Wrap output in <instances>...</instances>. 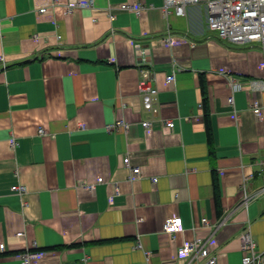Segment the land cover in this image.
Here are the masks:
<instances>
[{
  "label": "crops",
  "instance_id": "obj_1",
  "mask_svg": "<svg viewBox=\"0 0 264 264\" xmlns=\"http://www.w3.org/2000/svg\"><path fill=\"white\" fill-rule=\"evenodd\" d=\"M66 3L0 0V264L34 249L33 264H186L177 249L195 235L218 264H241L245 229L264 262V49L218 39L205 0L184 16H164L163 0ZM115 119L128 129L106 131ZM177 216L182 230L164 232Z\"/></svg>",
  "mask_w": 264,
  "mask_h": 264
},
{
  "label": "built area",
  "instance_id": "obj_2",
  "mask_svg": "<svg viewBox=\"0 0 264 264\" xmlns=\"http://www.w3.org/2000/svg\"><path fill=\"white\" fill-rule=\"evenodd\" d=\"M201 0H163L161 11L164 16L175 14L176 16H184L186 7L199 3ZM94 0H67L66 11L70 12L76 7H93ZM207 12L208 30L215 34L221 41L232 44H253L264 49V0H205ZM144 7L141 5H133L125 3L117 9L122 11H130L136 14L140 13ZM116 9V8H115ZM115 9L109 7V18L115 16ZM47 7H41L40 12L47 11ZM150 73L148 70H141V78L139 80V90L142 97V104L146 110L156 111L155 103L157 100L158 89L151 84ZM175 80L174 72L166 76V81L172 83ZM233 90L240 88L238 83L232 85ZM229 104L233 103V96L227 99ZM253 111L259 114L260 107L257 102L253 103ZM149 121H143L142 126L149 128ZM169 128H173V121L165 123ZM128 123L124 119H115L113 122L105 125L108 132H118L127 130ZM38 132L45 134L43 128H39ZM11 147L17 145L16 139L12 138ZM123 163L130 168L131 177H136L138 169L131 166L129 157H124ZM155 182L156 179L154 178ZM91 187H93L91 185ZM12 191L23 194L26 191L25 185L16 183L11 187ZM203 224L207 225L208 220L202 219ZM183 228L182 218L169 217L163 225L164 232L175 235ZM19 238L24 237V232L16 233ZM241 244L242 258L241 264H264L262 254L257 250L256 242L252 237L249 229H245L238 235ZM4 243H0V250H4ZM137 248L141 247L140 242L136 244ZM42 251L27 250L20 255V264H33V260L39 257ZM148 254V253H147ZM177 256L186 259V264H218L217 256L211 254L209 248V239L200 235H195L192 239L184 241L177 249Z\"/></svg>",
  "mask_w": 264,
  "mask_h": 264
},
{
  "label": "trees",
  "instance_id": "obj_3",
  "mask_svg": "<svg viewBox=\"0 0 264 264\" xmlns=\"http://www.w3.org/2000/svg\"><path fill=\"white\" fill-rule=\"evenodd\" d=\"M201 93H202V109H203V112H204V116L207 117V113H208V107H207V98H206V90H205V86H204V83L202 82L201 84ZM208 127V136L210 138V135H209V126ZM218 206V215H220V208H219V205Z\"/></svg>",
  "mask_w": 264,
  "mask_h": 264
}]
</instances>
